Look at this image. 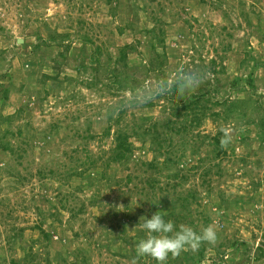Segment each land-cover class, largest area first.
I'll list each match as a JSON object with an SVG mask.
<instances>
[{"label": "rangeland", "instance_id": "rangeland-1", "mask_svg": "<svg viewBox=\"0 0 264 264\" xmlns=\"http://www.w3.org/2000/svg\"><path fill=\"white\" fill-rule=\"evenodd\" d=\"M159 210L216 233L166 264H264V0H0V264H157Z\"/></svg>", "mask_w": 264, "mask_h": 264}, {"label": "clouds", "instance_id": "clouds-1", "mask_svg": "<svg viewBox=\"0 0 264 264\" xmlns=\"http://www.w3.org/2000/svg\"><path fill=\"white\" fill-rule=\"evenodd\" d=\"M199 83V77L194 73H189L183 86L177 91V95L182 96L194 91ZM163 91L164 89L159 87L156 95ZM139 219H142L139 227L146 233V236L136 243V256L138 258L151 257L157 261V264H166L169 256L177 257L189 249L196 251L202 241L214 243L216 240L213 228L208 227L202 233H197L189 225L180 224L177 226L174 221L166 220L165 214L160 210L154 212L150 217L146 214L141 215Z\"/></svg>", "mask_w": 264, "mask_h": 264}, {"label": "trees", "instance_id": "trees-1", "mask_svg": "<svg viewBox=\"0 0 264 264\" xmlns=\"http://www.w3.org/2000/svg\"><path fill=\"white\" fill-rule=\"evenodd\" d=\"M69 48V47H68ZM126 58H127V53H125V51L122 50V53H121V56H120V59L118 62H125L126 61ZM97 61L100 63L101 62V59L100 58H97ZM102 63V62H101ZM85 65V62H82V64L80 65L79 69L81 70ZM108 71L109 68H106ZM218 71H216L215 69L213 70V73H216ZM178 75V74H177ZM113 81V84H112V87H116V91H115V95H121L122 93H125V92H131L132 94L135 93L136 91V87L135 86H132L130 87L129 89L126 87V88H122L124 87V81H119L118 80V77L117 76H114V79L112 80ZM101 80L99 77L96 78V81L95 82H92V83H89L87 84L88 88H93L95 87L96 85L100 84ZM184 80H182L181 78H177V81H175L173 83V86L171 88V91L168 93L167 95V98L169 101L171 102H174V106L175 108L178 107V106H181V105H185L184 107L185 108H189V107H192L191 104H187L186 102H188V100H190L191 98H197L198 100L195 101V104L197 101H199V98L196 96V92L195 90L190 92V93H185L183 94L182 96H178L177 95V91L183 86L184 84ZM167 84V83H166ZM113 87V88H114ZM204 95V94H203ZM160 96V95H159ZM194 103V102H193ZM153 106V102H151L149 104V107H152ZM180 114L178 113L176 116H179ZM174 122H172L171 120H169L168 122H165L163 124V129L165 130H169L171 129V125H173ZM158 126L157 125H154V129H156ZM150 130V129H149ZM149 133V132H148ZM147 134V132H146ZM107 135H110V129L107 130ZM153 135H156V137H159V135L157 134H153ZM115 141H116V154L114 155V157L112 158V161L113 162H120L122 161L123 159H128L130 154L133 152L132 151V145L129 143V136L125 133H122V132H118L116 138H115ZM4 149H8L10 146H5L3 145L2 146ZM13 151V150H12ZM14 152V151H13ZM154 165L151 164L150 166L152 167ZM175 187H172L171 189H173ZM41 232L44 234L45 236V239L47 241L50 240V237L51 235L47 232H45L44 230H41ZM200 256L202 255V252H200L199 254Z\"/></svg>", "mask_w": 264, "mask_h": 264}]
</instances>
